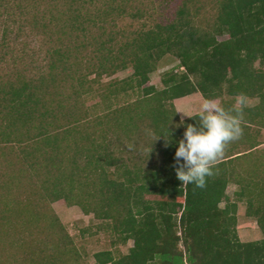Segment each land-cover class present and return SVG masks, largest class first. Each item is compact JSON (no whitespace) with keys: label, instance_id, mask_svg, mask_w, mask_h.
<instances>
[{"label":"trees","instance_id":"16d2710c","mask_svg":"<svg viewBox=\"0 0 264 264\" xmlns=\"http://www.w3.org/2000/svg\"><path fill=\"white\" fill-rule=\"evenodd\" d=\"M37 35L40 53L27 41ZM167 57L177 68L163 89L147 87ZM127 68L129 79L103 84ZM195 94L242 114L243 135L204 188L183 185L174 167L200 115L182 120L175 101ZM262 128L264 0H0V228L45 219L50 234L25 264H81L47 209L59 201L93 216L113 247L133 243L95 264H264ZM25 183L34 201L13 206ZM241 203L261 240H241Z\"/></svg>","mask_w":264,"mask_h":264},{"label":"rangeland","instance_id":"374dc122","mask_svg":"<svg viewBox=\"0 0 264 264\" xmlns=\"http://www.w3.org/2000/svg\"><path fill=\"white\" fill-rule=\"evenodd\" d=\"M204 17L203 18L208 21L210 16L208 14ZM121 25L138 27L141 25V23L127 19L123 21ZM27 41L31 48V52H41V49L44 46V38L41 35L30 37ZM177 66L178 62L175 59L172 57L165 58L158 67V70L151 75L147 87L155 86L157 89H163V75L168 71L176 69ZM132 75V68H127L126 70L116 74L114 77L104 78L103 84H107L111 81H123L129 79ZM250 102H252V100H247V103ZM255 102L257 101L254 100V104ZM99 103V97H92L87 101L86 107L95 108L96 111L97 105ZM98 110H100V108ZM144 144L145 142L143 143V146ZM4 168L5 167H3V169ZM3 173L4 171L0 169V177H2ZM23 186H26V183ZM15 190L12 192L13 206H15V199H19V201L23 203L26 201L29 202V199L34 201V190H32V188L29 186H26L23 190H19L17 192ZM236 191L237 187L235 185L230 186L228 189L229 196L233 198ZM47 209H49V211L51 209L49 214L53 213V215L59 219L66 232L73 239L75 247L80 255L81 264H95V254L115 248L116 250L118 249V251H121L123 254H127L129 249L133 246V243L130 242L128 245H117L116 247H113L111 244L112 234L105 230L99 231L97 228L99 222H97L93 216H86L79 207H71L67 205L65 201H59L51 204V206L47 207ZM246 212V205L243 203L239 204L238 230L241 240L243 242L261 240L263 235L258 227L257 222L248 218ZM22 224L19 223L16 226V224L10 225L9 223L3 227L4 229L0 228V263L25 264V260L28 255L27 250L33 242L36 241V243H38L40 240L44 239L49 241L48 239H50V234L46 229L47 223L45 219L41 220V222L36 227H30L28 224H25V226ZM3 233H6V236L5 234L3 235Z\"/></svg>","mask_w":264,"mask_h":264},{"label":"clouds","instance_id":"9594fccd","mask_svg":"<svg viewBox=\"0 0 264 264\" xmlns=\"http://www.w3.org/2000/svg\"><path fill=\"white\" fill-rule=\"evenodd\" d=\"M241 123L242 114L233 115L214 101H206L197 124L187 125L184 138L178 142L174 165L178 180L204 188L228 145L243 135Z\"/></svg>","mask_w":264,"mask_h":264},{"label":"crops","instance_id":"0c3cea01","mask_svg":"<svg viewBox=\"0 0 264 264\" xmlns=\"http://www.w3.org/2000/svg\"><path fill=\"white\" fill-rule=\"evenodd\" d=\"M206 101L203 99V97L200 94H195L186 98H182L175 101V106L177 108V111L179 113V116L182 120L190 119L196 115H199L201 112V107ZM218 106H221L220 100L214 101ZM198 103V104H197ZM257 102L254 104V100L250 103H245L243 108L246 109H253L256 107ZM235 108L237 110L242 108V103L238 102L235 105ZM262 134L264 138V128H262ZM264 142V140H263ZM260 149H264V145L260 147Z\"/></svg>","mask_w":264,"mask_h":264}]
</instances>
